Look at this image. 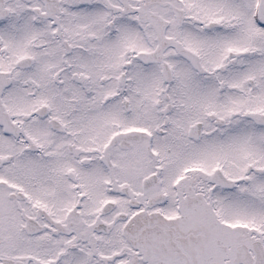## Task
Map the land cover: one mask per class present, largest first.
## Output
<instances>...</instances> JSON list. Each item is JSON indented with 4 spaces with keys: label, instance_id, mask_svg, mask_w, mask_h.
<instances>
[{
    "label": "snow or ice",
    "instance_id": "1",
    "mask_svg": "<svg viewBox=\"0 0 264 264\" xmlns=\"http://www.w3.org/2000/svg\"><path fill=\"white\" fill-rule=\"evenodd\" d=\"M0 264H264V0H0Z\"/></svg>",
    "mask_w": 264,
    "mask_h": 264
}]
</instances>
